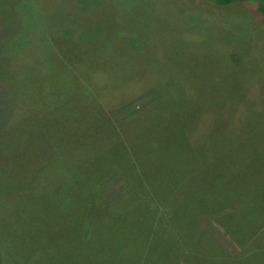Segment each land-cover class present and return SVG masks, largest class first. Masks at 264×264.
<instances>
[{"label":"rangeland","instance_id":"1","mask_svg":"<svg viewBox=\"0 0 264 264\" xmlns=\"http://www.w3.org/2000/svg\"><path fill=\"white\" fill-rule=\"evenodd\" d=\"M263 5L0 0V264H137L130 180L190 195L198 264H264Z\"/></svg>","mask_w":264,"mask_h":264},{"label":"trees","instance_id":"2","mask_svg":"<svg viewBox=\"0 0 264 264\" xmlns=\"http://www.w3.org/2000/svg\"><path fill=\"white\" fill-rule=\"evenodd\" d=\"M261 1L264 4V0ZM96 181L91 182L89 189L92 185L94 186ZM130 182L131 184L127 187V196L121 199V203L115 212L135 210V213L142 211L143 217L146 216L147 221L145 220V222L148 223L147 228L149 230H141V246L134 256L137 264H147V262L148 264H155L154 262H159V264H198L199 260L196 255L191 254L190 251V238L194 235H200L201 232L208 234L209 232L199 227L201 216L198 212L189 206L185 208L186 210L184 207L182 208L190 195H183L181 188L177 189L181 191L179 195H169L164 199H158L155 195L150 194L136 195L139 190L135 184L136 181L130 180ZM146 203H149L148 208ZM113 215L114 212L108 218L113 217ZM181 215L184 216L186 223L193 225L188 226L186 224L180 228L177 225L180 220L177 218ZM147 243L160 244L161 246L159 250L151 251L150 248L146 247Z\"/></svg>","mask_w":264,"mask_h":264}]
</instances>
